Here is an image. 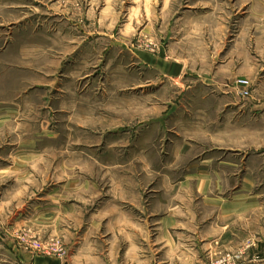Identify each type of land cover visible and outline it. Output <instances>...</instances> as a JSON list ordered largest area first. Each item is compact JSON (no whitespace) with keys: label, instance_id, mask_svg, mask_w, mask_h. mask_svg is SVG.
<instances>
[{"label":"rangeland","instance_id":"374dc122","mask_svg":"<svg viewBox=\"0 0 264 264\" xmlns=\"http://www.w3.org/2000/svg\"><path fill=\"white\" fill-rule=\"evenodd\" d=\"M0 264H264V0H0Z\"/></svg>","mask_w":264,"mask_h":264},{"label":"built area","instance_id":"2783aa9c","mask_svg":"<svg viewBox=\"0 0 264 264\" xmlns=\"http://www.w3.org/2000/svg\"><path fill=\"white\" fill-rule=\"evenodd\" d=\"M236 85L238 87V93L240 96L242 97H249L250 95V89H251V85L249 83V81L245 80V79H240L236 82Z\"/></svg>","mask_w":264,"mask_h":264}]
</instances>
